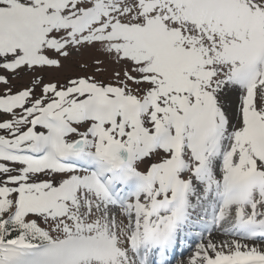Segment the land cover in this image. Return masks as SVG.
Returning a JSON list of instances; mask_svg holds the SVG:
<instances>
[{"label": "rangeland", "instance_id": "rangeland-1", "mask_svg": "<svg viewBox=\"0 0 264 264\" xmlns=\"http://www.w3.org/2000/svg\"><path fill=\"white\" fill-rule=\"evenodd\" d=\"M0 7L12 13H0V145L50 152L32 162L0 155V216L22 229L7 236L2 222L0 264H144V245L176 211L160 207L152 216L148 208L167 197L185 211L190 245L167 264L264 256V241L240 236L236 221H264V159L250 126L256 121L264 135V0H0ZM142 100L150 103L145 115L131 120L128 105ZM80 135L88 140L85 167L51 163ZM110 138L133 154L125 173L146 182L117 203L96 180H114L101 156ZM93 156L99 164L86 170ZM226 176L240 191L222 198ZM145 225L151 234L134 251L130 236ZM32 233L39 241L25 238ZM69 253L76 258L63 260Z\"/></svg>", "mask_w": 264, "mask_h": 264}, {"label": "water", "instance_id": "water-1", "mask_svg": "<svg viewBox=\"0 0 264 264\" xmlns=\"http://www.w3.org/2000/svg\"><path fill=\"white\" fill-rule=\"evenodd\" d=\"M129 109L134 112L135 106L130 105ZM84 145V137L79 136L69 141L66 144L65 149L68 154H75L81 151L84 148ZM102 153L107 159L114 161L116 167H120L129 161L130 155L128 148L116 139H108Z\"/></svg>", "mask_w": 264, "mask_h": 264}, {"label": "trees", "instance_id": "trees-1", "mask_svg": "<svg viewBox=\"0 0 264 264\" xmlns=\"http://www.w3.org/2000/svg\"><path fill=\"white\" fill-rule=\"evenodd\" d=\"M0 13H6V14H9V15H12L11 12H7L5 11L3 8L0 7ZM17 16H20V13H16ZM160 98H161V95H160ZM160 104V103H159ZM160 105H163V104H160ZM164 128H167L166 125H164L163 129ZM146 135V133H145ZM10 219L8 218H4L3 216H0V230L1 228L4 226V224L2 223L4 221L5 225H6V228L8 229L6 231V235L7 236H10V237H13L15 235H19L20 231L22 230L20 228V226H16L15 224H13L12 222L9 221ZM26 239L32 241V242H36V241H39V240H36V237L35 238V235L32 233V235H28L27 237H25Z\"/></svg>", "mask_w": 264, "mask_h": 264}, {"label": "bare ground", "instance_id": "bare-ground-1", "mask_svg": "<svg viewBox=\"0 0 264 264\" xmlns=\"http://www.w3.org/2000/svg\"><path fill=\"white\" fill-rule=\"evenodd\" d=\"M255 122L253 121V124H254ZM261 131V129L259 130V133H261L260 132ZM230 181L231 182H233L234 183V181H233V179H230ZM222 187H223V182H222ZM221 187V193L223 192V188ZM237 225L238 226H241V229H244V228H246V227H248V226H250L249 225V223H245L246 222V220L245 219H243L241 216H239L238 218H237ZM215 227V226H214ZM208 230V229H207ZM239 235H240V232H239ZM204 236H206V235H204ZM261 241H264V239H262ZM247 241H245V243H243L244 244V246H246V247H249L250 245H248L247 243H246ZM258 243V242H257ZM263 244H264V242H263ZM262 248H263V250H264V245L262 246ZM174 251H175V249H171V255H173L174 254ZM245 255H248V252L246 251L245 253H239L238 255H236L235 256V260H234V264H238V263H240L241 264V261H243V259H244V257L243 256H245ZM251 255V254H250ZM263 255H264V253H263ZM220 257V256H219ZM219 257H217V258H219ZM260 257H262V256H260ZM221 258V257H220ZM247 258V257H246ZM173 259V258H172ZM251 260L253 259V258H250ZM260 259V258H259ZM233 259H231V262L233 263V261H232ZM211 261H212V259H211ZM219 261V260H218ZM230 261H229V263H231ZM228 264V263H227Z\"/></svg>", "mask_w": 264, "mask_h": 264}]
</instances>
